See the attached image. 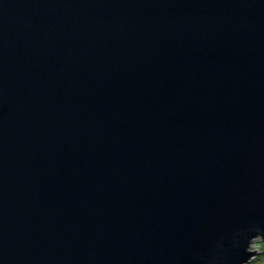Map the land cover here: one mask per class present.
<instances>
[{"label":"water","instance_id":"95a60500","mask_svg":"<svg viewBox=\"0 0 264 264\" xmlns=\"http://www.w3.org/2000/svg\"><path fill=\"white\" fill-rule=\"evenodd\" d=\"M264 242V0H0V264H248Z\"/></svg>","mask_w":264,"mask_h":264},{"label":"rangeland","instance_id":"374dc122","mask_svg":"<svg viewBox=\"0 0 264 264\" xmlns=\"http://www.w3.org/2000/svg\"><path fill=\"white\" fill-rule=\"evenodd\" d=\"M250 251L257 252V254L248 264H264V242L262 239L254 240L250 245Z\"/></svg>","mask_w":264,"mask_h":264}]
</instances>
